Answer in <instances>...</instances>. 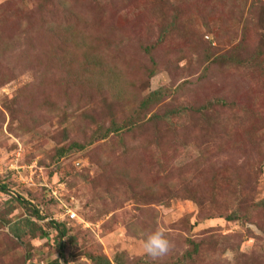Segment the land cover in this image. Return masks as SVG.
I'll list each match as a JSON object with an SVG mask.
<instances>
[{
  "label": "rangeland",
  "instance_id": "374dc122",
  "mask_svg": "<svg viewBox=\"0 0 264 264\" xmlns=\"http://www.w3.org/2000/svg\"><path fill=\"white\" fill-rule=\"evenodd\" d=\"M3 184L0 264H264V0H0Z\"/></svg>",
  "mask_w": 264,
  "mask_h": 264
},
{
  "label": "trees",
  "instance_id": "16d2710c",
  "mask_svg": "<svg viewBox=\"0 0 264 264\" xmlns=\"http://www.w3.org/2000/svg\"><path fill=\"white\" fill-rule=\"evenodd\" d=\"M222 58L226 59V61H229V62H235V64H240L241 63V61H234V60H237V57H235V55H233L231 59L226 58V56H223ZM153 75H154L153 72L149 74V76H151V77ZM165 90L166 89H164V88H159V89L155 90L154 92H151L147 96H145L143 98V100L141 101L138 109L135 110V113H136L135 117H131L128 121L133 124L134 121H136L138 117L143 115L146 111H148L151 108L150 105H152V104L157 105V104L162 103V101L164 99V95H165ZM211 103L212 102H210V104ZM159 118H160L159 114H154L151 117V119L153 121H155V122L159 121ZM121 124H122L121 121H119V120H117L115 118L112 119L110 126H108V127H99V129L94 132V134L92 135V137H93L92 141H94L95 138H96V140H104V139L108 138L111 134L119 132L120 129L122 128ZM74 148L83 149V148H85V146H84V144H81V143H78V142H74V143H72L70 145L69 148L60 149L59 152H58L59 157L64 156L67 152H69L70 150H73ZM0 189L5 191L6 190V185H4V184L0 185ZM17 199L23 201L24 207L26 209H30L31 212L38 219H43L44 220V217L42 215H40L39 209H36L35 207L33 208L32 205L29 202L24 201L21 197H18ZM261 203L264 204V201L263 202H259V204H261ZM238 216H239V214L236 215L235 217L234 216H229L228 218H229V220H233V219L237 218ZM27 224H33V221L28 218ZM48 224H49V226L59 230V238H60L59 245L64 247V243L61 242V239L68 234V230L66 229V225L64 223H56L53 220L49 221ZM40 230L42 231L40 233L41 237L44 238V237H47L49 235L48 231H46V230H44L42 228H40ZM33 235H36V233L33 234ZM195 247L198 248L197 245H195ZM91 259H93L94 263H96V264H112L107 258H104L101 255L91 256ZM48 264H61V263H60V261L58 259H56V260H54V261H52L51 263H48Z\"/></svg>",
  "mask_w": 264,
  "mask_h": 264
},
{
  "label": "clouds",
  "instance_id": "9594fccd",
  "mask_svg": "<svg viewBox=\"0 0 264 264\" xmlns=\"http://www.w3.org/2000/svg\"><path fill=\"white\" fill-rule=\"evenodd\" d=\"M173 247V242L168 238L165 230L159 226L145 234L143 249L153 262H159L168 256Z\"/></svg>",
  "mask_w": 264,
  "mask_h": 264
},
{
  "label": "built area",
  "instance_id": "2783aa9c",
  "mask_svg": "<svg viewBox=\"0 0 264 264\" xmlns=\"http://www.w3.org/2000/svg\"><path fill=\"white\" fill-rule=\"evenodd\" d=\"M72 217H75V213H73V214H70Z\"/></svg>",
  "mask_w": 264,
  "mask_h": 264
}]
</instances>
